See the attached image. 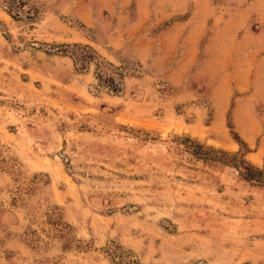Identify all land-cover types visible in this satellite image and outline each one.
<instances>
[{
    "label": "rangeland",
    "instance_id": "obj_1",
    "mask_svg": "<svg viewBox=\"0 0 264 264\" xmlns=\"http://www.w3.org/2000/svg\"><path fill=\"white\" fill-rule=\"evenodd\" d=\"M240 157L264 166V0H0V264H264Z\"/></svg>",
    "mask_w": 264,
    "mask_h": 264
},
{
    "label": "trees",
    "instance_id": "obj_2",
    "mask_svg": "<svg viewBox=\"0 0 264 264\" xmlns=\"http://www.w3.org/2000/svg\"><path fill=\"white\" fill-rule=\"evenodd\" d=\"M64 46H66V44L59 45V47H64ZM72 47L74 48L80 47L82 49L84 47L86 49V51H84V53L80 57L77 58L78 60L80 59L81 62H84L86 60L89 62L95 59L94 54L96 53L89 46L87 45L79 46L73 43ZM57 52H59L62 55H67L68 57H70L73 60L74 65H76V57L71 52L68 53L64 48L62 49L60 48V50H58ZM103 80L105 84L110 88V91H113V92L118 91V86L114 82L111 76H108L107 78L103 77ZM227 126L230 129V134L232 135V138L234 140H237L238 137L236 135V132L232 130V125L228 122ZM240 144L243 145L244 143L240 141ZM218 151L224 154L223 151L221 150H218ZM232 166L237 170L238 175H240L243 180L248 181V182H254L255 184L264 186V166L262 168L254 166L250 164L249 162L245 161L242 157H240L238 160L234 158ZM54 224L58 227V228L56 227V230L58 231V234L60 235V237L65 238L67 234L64 231V229L66 226L67 227L69 226L65 223H62V221L58 219L54 221ZM63 247L66 248L67 244L65 243ZM107 253H108V257L111 260V262L115 260L114 263L137 264V262L134 259H131L130 257H127V258L122 257L120 254L122 253V251L120 247L118 246L112 245L110 247H107Z\"/></svg>",
    "mask_w": 264,
    "mask_h": 264
},
{
    "label": "crops",
    "instance_id": "obj_3",
    "mask_svg": "<svg viewBox=\"0 0 264 264\" xmlns=\"http://www.w3.org/2000/svg\"><path fill=\"white\" fill-rule=\"evenodd\" d=\"M125 2V1H124ZM127 2V1H126ZM83 22L86 25H91L94 23L93 18L91 17H85V19L83 20ZM119 36V37H118ZM126 39V37H124V29H122L121 31H119V35L117 34H109L108 36V44H110L112 47L116 48L119 47L120 45H124V40ZM139 55H135L138 59H141V57L143 56V53H138Z\"/></svg>",
    "mask_w": 264,
    "mask_h": 264
}]
</instances>
